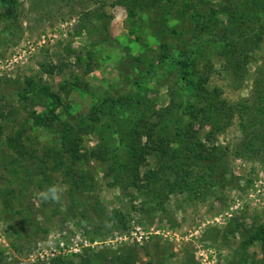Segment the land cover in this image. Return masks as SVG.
<instances>
[{
	"label": "rangeland",
	"instance_id": "1",
	"mask_svg": "<svg viewBox=\"0 0 264 264\" xmlns=\"http://www.w3.org/2000/svg\"><path fill=\"white\" fill-rule=\"evenodd\" d=\"M13 1L0 8L3 135L21 127L32 108L50 109L52 93L62 98L63 107L55 112L74 123L85 121L108 95L129 92L130 98L137 92L140 109L133 112L137 104L129 100L120 113L137 118L121 133L127 143L134 139L133 131L147 152L136 164L116 133H106L110 149L115 148L108 152L109 160L99 155L73 165L86 179V191L75 195L85 201L84 207L71 200L67 160H48L41 171L7 156L9 162H0V264H233L243 255L247 262L264 264L259 240L243 244L253 227L264 223V145L255 140L247 146L244 132L252 126L251 113L184 116L196 135L186 140L188 147L199 139L221 158L213 177L193 160H182L193 179L180 180L173 192L166 190L163 201L157 186L141 179L147 169L168 162V156L153 149L158 141H167L170 152L175 148L170 132L160 129L159 114L182 113L188 99L183 72L174 62L150 67L158 63L161 43L192 37L188 29L208 23L195 64L208 68L210 96L227 102L250 98L255 105V81H261L259 90L264 85V27L235 15H250L264 0H160L150 5L147 0ZM185 3L189 11L197 7L202 17L183 12ZM235 60L240 64L234 72ZM29 86L36 87L40 103L23 107L17 93ZM210 122L221 131L207 140ZM87 123L80 145L90 150L99 140V125ZM59 128L54 124V130L39 126L26 131L38 155L53 144ZM1 148L0 155L7 153ZM110 158L118 159L117 164ZM53 184L68 186L62 203L36 199ZM88 211L95 220L81 216ZM55 256L63 261H51Z\"/></svg>",
	"mask_w": 264,
	"mask_h": 264
},
{
	"label": "trees",
	"instance_id": "2",
	"mask_svg": "<svg viewBox=\"0 0 264 264\" xmlns=\"http://www.w3.org/2000/svg\"><path fill=\"white\" fill-rule=\"evenodd\" d=\"M6 1L8 0H0V8L3 7V5H8ZM159 1L160 0H147V4L150 5L152 2L156 3ZM13 2L14 1L12 0V3ZM189 6V3H185L184 6L182 5V11L186 13L189 12L192 18L202 17V14L198 11L197 7H193L192 11H189V9H187L190 8ZM231 15L234 16V14ZM206 16L207 19H209V13H207ZM235 16H237V19L251 20V22L264 27V2L258 5L250 15L246 14L245 11H242ZM209 27L210 25H208V23H204L198 27L188 29V31H191L192 37L186 36L183 39L177 37L171 39V42L161 43L160 48H162V53L158 57V63L150 65V67L154 66L156 70L160 67V65L165 63L164 60L170 59V61L172 63L174 62L175 65L183 72L182 75L185 80L184 85L185 88L189 90L187 93L188 99L186 104L183 106L182 113H179L177 110H169L167 112L165 111V113L161 112L159 114V117H163L162 121L159 123V125L161 124L160 129L170 132V135L172 136L171 141L174 142L173 146L175 148H172V151L170 152L167 141H158L156 143V147H153V149L158 156H168V162L165 163V167L157 166V168L147 169L141 175V179L146 181L145 184L152 183L157 186L156 194L157 196H162L159 198V201L164 200L163 196L167 195V191L173 192L176 186L179 185L180 180L193 179V175L185 169L186 162L182 160H193L196 164L201 166L204 175L207 173V175L211 177L214 176L216 165H218L221 160L220 156H217L213 150H209V147H206L205 143L199 141V139L195 141V144L192 143L191 147H188L186 140L193 139L196 135L192 131L191 125H185L183 119L184 116L187 119L196 116L203 117L208 115L214 117L226 115L229 118L234 115L241 116L242 114L247 115L251 113L253 118L252 126L247 131H244L246 134L245 136L249 139V144H247V146H252L253 141L255 140H257L261 145H264V85L260 90L259 88L261 86H258L261 84V81H255L257 88L254 92L252 102L255 103V105L249 104L250 98L236 102H227L224 99H218L219 97L217 94L214 95V97L210 96L213 92L210 91V93L207 89V82L209 78L208 68L205 67V69L201 70L198 69L195 64V56H198L202 52L204 42L202 39L205 33H207ZM239 64L240 61H233L232 70L234 72L238 69ZM147 72L149 73L150 69ZM138 94L139 93L137 92L133 93L130 98L128 97L129 92L126 95L122 94L118 97L115 95H108L104 97L101 102L97 103L94 111H91V115H87V119L89 123L99 125V129L97 131L99 140L94 147L90 150H86L81 147L80 141L81 133L85 130L81 128L85 124H88L87 119L85 121H83V119H79L74 123H71L69 120H63V118H60L59 114L55 112V108L58 106L63 107L62 98L58 92L52 93L50 94V97L52 98L53 105L50 109L46 108L42 111H37L32 108V110L28 111L26 118L22 121V126L17 128L12 134L3 135V131L0 128V143H2L3 150L7 152L4 153L1 151L0 162L5 161L7 156H13L15 162L28 161L30 162V165L35 164L36 167L42 171L43 166L48 162V160L54 159L57 163H63V161L65 162V160H67L70 166L68 168L69 171H67L66 174L69 180V189L71 193H73V195H70L72 196L71 200H73L74 203H76V201L80 202V206L84 207L85 201H80L75 195L82 194L86 191V179L83 175H79L80 173L74 171L73 165L82 160L85 161L88 158H99V155L102 160L106 161L108 158V152L110 153L111 149L115 150V148L110 149V145L106 142V133L109 131L116 133L115 135L119 137V145L121 144L126 152L133 154L132 157L134 156V163L136 164L141 162V158L147 152L145 151L146 149H144L146 143L141 145L137 138L139 136H137L133 131L131 137L134 139L131 138V142L127 143L124 139L125 135L121 133L123 126H130L131 121L134 118H137L134 115L130 119V112L124 116L120 114L121 110L129 100L134 104V106L137 104L133 112L137 111V109L139 110V106L142 104L136 98ZM17 95V99L23 107H27L29 102L33 104L32 106H36L38 104L37 102L40 103L38 97L39 95L37 94L36 87L34 86H29L28 89L18 92ZM216 96L218 98L215 99ZM190 101H194L195 105L191 104ZM65 107L66 106L64 105V108ZM8 112L11 113L10 109ZM3 115L4 111L0 109V116ZM101 120L103 123H100ZM26 124H28V126H26ZM54 124H59L60 128L56 133L53 144L51 146H47L45 150H43L42 154L38 155L37 150L32 146V138L26 133V131L30 128L39 126L48 128L49 130H54ZM214 124L215 123L210 122L211 129L208 130L206 134L207 140H210V136L213 135V131H221V129L216 127ZM137 125L139 124L137 123ZM61 158L63 161L60 160ZM107 160H109V158ZM110 160L117 164L118 159L110 158ZM7 162H9L8 159L6 163ZM120 166L125 167V164L120 163ZM111 170L114 171L115 167L111 166ZM112 174L113 177L116 178V174ZM138 175L139 173L136 177H138ZM204 175L198 176V179H203ZM83 213H85V215H81L83 218L90 221L95 220L93 218V212L90 213V211H88V214L86 212ZM95 217L99 218L96 214ZM253 228L255 230H252V233L243 238L245 239L243 240V244L246 245L253 240H259L264 247V223H261L257 228ZM246 259L247 258L244 255L240 256L239 259L236 260L237 262L233 264H260L257 261L247 262ZM51 261H63V258L61 256H55L51 259Z\"/></svg>",
	"mask_w": 264,
	"mask_h": 264
},
{
	"label": "clouds",
	"instance_id": "3",
	"mask_svg": "<svg viewBox=\"0 0 264 264\" xmlns=\"http://www.w3.org/2000/svg\"><path fill=\"white\" fill-rule=\"evenodd\" d=\"M68 186L65 184H53L45 190L36 194V199L47 203H62L64 193L67 191Z\"/></svg>",
	"mask_w": 264,
	"mask_h": 264
}]
</instances>
